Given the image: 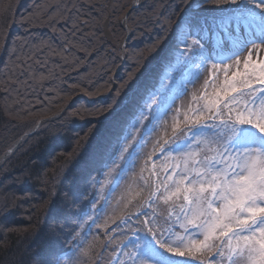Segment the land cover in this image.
Here are the masks:
<instances>
[{
	"label": "snow or ice",
	"instance_id": "snow-or-ice-1",
	"mask_svg": "<svg viewBox=\"0 0 264 264\" xmlns=\"http://www.w3.org/2000/svg\"><path fill=\"white\" fill-rule=\"evenodd\" d=\"M126 7L37 5L36 23L54 32L60 21L69 25L60 29L66 43L41 40L27 51L28 40L19 51L14 43L0 89L59 95L44 82L61 80L55 68L83 63L73 49L90 56L97 22ZM150 8L158 32L146 49L164 72L141 55L118 84L106 81L117 84L110 102L88 110L105 131L81 154L75 186L53 185L45 204L56 197L60 206L31 264H264V0H154ZM53 54L68 67L49 66Z\"/></svg>",
	"mask_w": 264,
	"mask_h": 264
},
{
	"label": "trees",
	"instance_id": "trees-1",
	"mask_svg": "<svg viewBox=\"0 0 264 264\" xmlns=\"http://www.w3.org/2000/svg\"><path fill=\"white\" fill-rule=\"evenodd\" d=\"M131 1L119 0V3L128 6ZM44 2L45 0H0V44L3 45L0 47V81L3 80V74L6 72L5 65L9 64L10 50L14 43L18 51L24 45L25 40H28L29 43L24 45V51L38 45L41 40L49 41L57 49L66 43L60 29L63 28L64 32L67 33L69 25L60 21L57 25V31L54 32L47 23L35 22L34 14L37 12V5ZM65 2L67 3L68 0ZM81 2L105 3L108 0H81ZM153 2L154 0H147L145 6L133 10L129 14L128 21L131 25L132 17L137 12H143L146 19L137 27L139 30L143 28L144 34L142 33L137 40L136 36H133L132 41H130L133 42V47L139 48L141 52L134 54L127 49L129 57L127 56L128 58L123 63L119 52H117L118 49L113 47L105 37L103 27L106 20H99L96 27L99 29L97 35L100 36V40L92 41V48L90 49L92 54L85 58L84 53L79 48H74L73 51L83 60V63L73 64L66 73H60L59 68L54 69L56 73L60 74L61 80H66L67 83H62L61 80L44 82L45 88L49 86L58 87L59 95L49 93L50 99L44 100V90L39 88L36 90V95L29 91L26 95L21 96H17L15 93L8 96L0 89V156L40 119L62 113L58 120L48 122L30 137L27 142L32 143L29 146H20L19 151L11 157V161L7 162L11 163L7 172L5 166L4 169L2 168L13 181L0 180V197L4 199L5 202L2 200V205L7 210L4 215L6 221H0V229L5 228V231L0 234V263L3 259L9 260L16 255L17 260L12 259L11 264L17 262L18 264H31L34 254L37 251L43 252L47 246L49 225L53 221L55 209L60 206V199L56 197L52 198L55 200L52 208L45 204V201L50 198L53 185L55 184L58 192L69 191L75 186L81 176V169L84 164L81 154L86 153L89 146L94 144L98 136L105 131L104 127L96 124L97 117L89 114L88 110L102 107L105 103L110 102V97L113 94L111 88L117 86L127 70L135 67L141 55L146 57L150 63L157 64L159 61L157 73L163 74L164 64L161 57L158 54H152L156 55L157 58L156 60L153 59L146 49V45L155 41L158 32V28L147 18V13L151 11L150 5ZM123 13L124 11L119 13L118 17ZM93 15L95 16L96 13L93 12ZM117 18L108 20L111 22V29L113 28L114 31L116 30L114 24L117 23ZM119 30L120 28H118ZM117 34L120 33H113V35ZM79 35L77 33V36ZM69 38H71L70 34ZM113 48L116 49L115 52ZM11 59H15V56H11ZM48 59L49 66L59 64L65 68L68 67L55 54L50 55ZM120 64L123 65L122 68H120ZM9 67H11L10 64ZM110 77L117 84H107L106 81ZM73 83L79 84L80 87H70ZM80 88H87L95 94L88 97L89 99L80 97L75 106L66 108L73 96L85 93ZM101 94L107 95V98H97ZM37 96L41 101L40 103H37ZM90 99H96V101L90 102ZM93 125H96L95 134L90 137L88 144L77 149L76 141L81 140L83 143L82 138ZM3 129L5 130L2 131ZM17 130L20 132L16 133ZM40 148L41 152H39ZM74 149H77L75 153ZM92 175L95 176L96 173L93 172ZM22 179L29 182V184H24L26 187L23 188V191L28 193L24 195L26 200H23V195L13 193L17 188V183L23 181ZM23 191L22 193H24ZM10 221L11 224L8 226Z\"/></svg>",
	"mask_w": 264,
	"mask_h": 264
},
{
	"label": "rangeland",
	"instance_id": "rangeland-1",
	"mask_svg": "<svg viewBox=\"0 0 264 264\" xmlns=\"http://www.w3.org/2000/svg\"><path fill=\"white\" fill-rule=\"evenodd\" d=\"M133 1V0H132ZM132 1H131V3H132ZM131 3H130V5H128V7H126V9L124 10V13L123 14H121L118 18H117V23L116 24H114V28L116 29L115 31H114V29L112 28L111 29V22H108V20H106L105 21V24H104V33H105V37H106V39L108 40V42H110L112 45H113V47H115L116 49H118V51L117 52H119V54H120V58L122 57V50H121V48H120V45H122L123 46V42H124V40L127 38V30H126V28H125V24H124V19H123V17H124V15H126L127 14V10H128V8L131 6ZM146 3H147V0H146V2L145 3H143L142 5L143 6H145L146 5ZM140 7H142L141 5L140 6H138L136 9H134V10H138V9H140ZM133 11V10H132ZM131 11V12H132ZM130 12V13H131ZM129 13V14H130ZM129 14L127 15V17L129 18L130 16H129ZM146 19V17H144V15H143V12H140V13H138L137 12V14L134 16V17H132V25H131V23H130V21H128V19H127V25L129 26V28L131 29V32H132V34H131V36H129L128 37V39L126 40V44H127V48L126 49H128V50H131L134 54H136V53H139V52H141V50H139V48H134L133 47V42L131 43L130 41H132L131 39H132V37L133 36H136V40L138 39V37L140 36L141 37V35H142V33L144 34V32H142V30H143V28H140V30H139V28H137L138 27V24H142V23H144V20ZM147 21V20H146ZM148 22V21H147ZM108 23V25H106ZM49 27V26H48ZM49 28H51V27H49ZM118 28H120V30L118 31ZM116 32H119L120 34H117V35H113V33H116ZM130 47V48H129ZM126 54H127V56L129 57V51L127 52L126 51ZM128 57H126V58H128ZM157 59V58H156ZM155 59V60H156ZM122 64H120V68H122ZM104 96H106V95H104V94H101L100 96H97V98H102V99H104L103 97ZM88 98V97H90L89 95H87L86 93H84V94H76V96H73V98H72V101L70 102V104H74V106L76 105V102H77V99L78 98ZM96 98V99H97ZM89 99V98H88ZM106 99V98H105ZM91 100V99H90ZM93 100H95V99H93ZM92 101V100H91ZM90 101V102H91ZM68 106V105H67ZM66 106V107H67ZM71 107H73V106H71ZM70 108V107H69ZM66 109V108H65ZM64 111V110H63ZM56 114H58V113H56ZM55 114V115H56ZM59 114H61L62 115V113H59ZM61 117V116H60ZM60 117H58V118H55L54 120H51V121H56V120H58ZM46 118H49V117H46ZM42 119H44V118H42ZM41 120V119H40ZM39 120V121H40ZM38 121V122H39ZM38 122L32 127V128H29L27 131H25L24 132V134L26 133V132H29V131H32V130H34V128L36 127V125L38 124ZM50 122V121H49ZM24 124H25V122H23ZM48 122H46L45 124H43L41 127H39L33 134H31L26 140H24L22 143H20V145H19V147H18V149L16 150V152H18L19 151V148H20V146H23V147H26V146H29L32 142H27L28 140H29V138L30 137H32L33 135H35L40 129H42L46 124H47ZM21 129V128H20ZM5 129H3L2 131H4ZM13 131V130H12ZM18 132H20L19 130H17L16 131V133H18ZM23 134V135H24ZM22 135V136H23ZM22 136H20V137H22ZM9 137V136H8ZM19 137V138H20ZM0 138H1V136H0ZM12 138V137H11ZM10 138V139H11ZM18 138V139H19ZM17 139V140H18ZM16 140V141H17ZM15 141V142H16ZM9 142V141H8ZM14 144V143H13ZM12 145H10L9 147H8V149L11 147ZM41 148H43V146H40ZM41 148L39 149L40 151L39 152H41ZM6 152V151H5ZM15 152V153H16ZM15 153H13L12 155H11V157L13 156V155H15ZM1 157V156H0ZM11 157L10 158H8V160L6 161V163H4V165L2 166V167H0V170L4 167L5 168V171L7 172L8 171V169H9V167L11 166V163H7V162H9V161H11L10 159H11ZM3 168V169H4ZM3 169L1 170V174H0V180L2 181V180H8V181H13V179H11V177L9 176H7V174L3 171ZM5 176H7V177H5ZM5 177V179H3ZM38 178V177H37ZM16 180V179H15ZM23 181H19L17 184V188L15 189V192H13V193H15V194H17V195H20V196H22L23 195V200H26L25 198V196L24 195H26V194H28V193H26V192H24L23 191V188H25L26 187V185L24 186V184H29V182L28 181H26L25 179H22ZM18 191V193H16ZM22 191L24 192V193H22ZM2 200L4 201V199L3 198H1L0 197V221H3V222H5L6 220H5V211H6V213H7V210L5 209V208H3V205H2ZM5 202V201H4ZM8 215H10L9 213H8ZM12 220V219H11ZM10 224H11V221L9 222V225L8 226H10ZM5 231V228L4 229H0V234H2V232H4ZM17 238V237H16ZM0 248H1V242H0ZM11 248V247H10ZM10 254H13V253H10ZM17 256L15 255V256H13L12 258H10L9 260L8 259H3L2 260V263H0V264H11L10 263V261L13 259V260H17ZM16 264H18V262L16 263Z\"/></svg>",
	"mask_w": 264,
	"mask_h": 264
},
{
	"label": "water",
	"instance_id": "water-1",
	"mask_svg": "<svg viewBox=\"0 0 264 264\" xmlns=\"http://www.w3.org/2000/svg\"><path fill=\"white\" fill-rule=\"evenodd\" d=\"M145 2H146V0H144V1L139 0V2H137V0H133L132 3H131V6L127 10V14L126 15H128L132 10L136 9L138 6L142 5ZM124 24H125V28H126L128 33H127V38L123 42V48H127V44L125 42L128 39V37L131 36L132 32H131V29L129 28V26L127 25V22L125 23V21H124ZM106 25H108V23ZM126 57H127L126 52L122 51V57H121L122 63L125 61ZM103 98L104 99L107 98V95L104 96ZM94 101H96V99L92 100L91 102H94ZM71 106H74V104L73 103L69 104L66 108H69ZM60 116H61V114H56V115H54L52 117L41 119L38 122V124L36 125V127L34 128V130L26 132L22 137H20L16 142H14V144H12V146L10 148H13V146H15V149H14V151H12V153L10 155H7V157L5 156V154L8 153L10 148L7 149L6 152H4V154L0 157V167H2L4 165V163H6L8 158H10L11 155L16 152V150L18 149L20 143H22L24 140H26L31 134H33L43 124H45L46 122H49L51 120H54L55 118H58Z\"/></svg>",
	"mask_w": 264,
	"mask_h": 264
},
{
	"label": "bare ground",
	"instance_id": "bare-ground-1",
	"mask_svg": "<svg viewBox=\"0 0 264 264\" xmlns=\"http://www.w3.org/2000/svg\"><path fill=\"white\" fill-rule=\"evenodd\" d=\"M141 1H144V0H141Z\"/></svg>",
	"mask_w": 264,
	"mask_h": 264
}]
</instances>
